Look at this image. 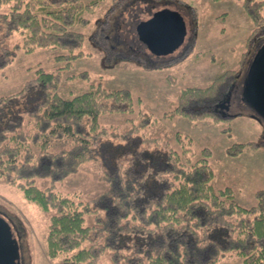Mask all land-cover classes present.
I'll return each mask as SVG.
<instances>
[{"label":"trees","instance_id":"trees-1","mask_svg":"<svg viewBox=\"0 0 264 264\" xmlns=\"http://www.w3.org/2000/svg\"><path fill=\"white\" fill-rule=\"evenodd\" d=\"M101 1L0 0V69L18 49L29 52L51 46L61 50L55 55L58 66H38L18 91L0 95V177L18 185L25 198L43 210H56L50 218L47 256L55 258L64 252L69 255L62 264H95L108 249L110 264H215L226 253L235 252L242 264H264V188L256 191L254 205L243 206L231 186L214 188L211 147L201 146L197 156L187 153L190 147L182 153L170 146L149 147L147 138L133 134L151 122L147 112H141L140 121L127 130L109 131L101 124L102 113L133 112L134 96L127 87H106L97 81L72 96L59 92L60 68L69 70L84 54L85 34L76 26L87 24L89 10ZM239 1L253 31L264 32V0ZM110 2L113 9L115 3L120 9L129 3ZM108 13L106 23L98 25L106 27L108 22L111 27L114 20H122L121 15ZM14 31L22 33V40L7 47L4 41ZM235 71L225 68L205 86L183 88L171 115H189L197 103L210 99L216 86L215 92H220L219 85ZM69 76L87 78L88 73ZM234 77L229 83L237 80ZM26 117L34 124L30 140L22 131ZM109 135L117 141L110 142ZM177 136L189 146L193 142L188 134L178 132ZM53 137H70L75 143L66 150L34 154L31 144L46 148ZM144 143L148 146L143 147ZM251 144L234 142L225 150L234 156ZM101 151L106 152L105 159ZM98 157L108 187L91 203L78 207L70 197L55 192L54 182L74 172L84 160ZM36 178H49L51 184L42 189L35 184ZM85 212L95 215L97 229L84 224Z\"/></svg>","mask_w":264,"mask_h":264},{"label":"rangeland","instance_id":"rangeland-1","mask_svg":"<svg viewBox=\"0 0 264 264\" xmlns=\"http://www.w3.org/2000/svg\"><path fill=\"white\" fill-rule=\"evenodd\" d=\"M110 1L103 0L93 6L87 14V24L76 26L85 34L82 46L84 54L73 62L69 70L60 68L63 80L59 92L64 96H72L97 81L106 87L131 89L134 96L133 112L102 113L99 117L101 124L107 126L109 131H125L140 121L141 112L149 113L151 122L134 129L133 134L147 138L145 140L151 144L149 147L170 146L180 153L190 147L187 153L191 151L196 156L201 146L211 147L214 188L229 185L233 188L237 202L243 206L254 205L256 191L264 188V121L252 116V111L242 104L240 88L247 63L264 40V32L253 31L252 22L239 0H126L129 3L121 9L116 3L113 9L114 3ZM164 6L177 9L186 21L184 42L176 50L163 56H144L141 61H137L139 57L131 53L105 57L104 50L98 46L104 47L106 44L94 32L96 26L103 27L98 24L105 20L108 12V15L116 17L121 15L126 20L124 28L131 33L132 30L136 31L139 20L147 19L151 13ZM262 14L264 16V7ZM21 34L20 31H14L4 41V45L11 47L15 42H21ZM60 51L51 46L36 47L29 52L16 50L13 60L0 69V95L18 91L27 79L35 75L38 66L45 69L58 66L60 63L55 61V55ZM225 68H234L236 73L225 77V81L219 85L220 92H217L219 87L216 86L217 91L213 90L210 99L197 103V108L189 110V115H171L183 88L205 86ZM79 71H86L88 77L69 76ZM231 77L237 79L233 86L229 83ZM227 90L233 94L229 102L234 115L223 118L211 106ZM204 108H210L212 112ZM204 111L207 113L199 117ZM193 115L197 116L191 117ZM33 125V121L26 117L22 131L29 140L34 132ZM178 132L192 138L190 146L185 138L179 141ZM109 138L112 139L110 142L117 141L113 135H109ZM247 141H252V144L247 145L240 154H227V146ZM74 143L75 140L70 137H53L46 148L37 144H31V147L34 154L38 155L44 150H66ZM143 145L148 146L146 143ZM101 152L102 159H105L106 152ZM103 174L104 168L99 157L87 159L74 172L54 182L53 187L55 192L70 197L73 204L82 207L107 189L108 182ZM35 184L45 189L51 181L49 178H36ZM55 211L54 208L43 210L36 202L25 198L18 185L10 184L0 177V214L11 223L13 237L19 245L20 264H62L69 255L61 252L55 258L47 256L50 218ZM84 224L91 226V230L97 229L95 215L85 212ZM111 255L110 250H104L95 264H110ZM215 264H242V259L235 252H228Z\"/></svg>","mask_w":264,"mask_h":264},{"label":"water","instance_id":"water-1","mask_svg":"<svg viewBox=\"0 0 264 264\" xmlns=\"http://www.w3.org/2000/svg\"><path fill=\"white\" fill-rule=\"evenodd\" d=\"M139 40L159 56L173 52L184 41L186 23L181 13L163 7L155 10L135 27ZM240 100L252 111V116L264 121V40L247 63L240 88ZM223 112L229 110V97L217 102ZM0 264H20L19 245L11 225L0 215Z\"/></svg>","mask_w":264,"mask_h":264},{"label":"flooded vegetation","instance_id":"flooded-vegetation-1","mask_svg":"<svg viewBox=\"0 0 264 264\" xmlns=\"http://www.w3.org/2000/svg\"><path fill=\"white\" fill-rule=\"evenodd\" d=\"M173 9H175V8H173ZM123 17H125V15H123ZM105 23L106 22H104V24ZM106 25H107L106 27L103 26L102 28H99V26H96L97 30L94 32L95 35L98 38H102L103 43L106 44V45H104V47L98 46L102 51L104 50V52L106 54L105 57H109L112 54L117 55L120 53H124V54L125 53H131V55L139 57L137 59V61H141V60H143L142 57H144V56L149 57V58H152V56H154V54L147 52L148 49H145L147 47L139 40L138 37L135 38L136 34H133V32H131L132 33L131 34L129 32V30H126L124 28L126 25L125 19L124 20L123 19L122 20L121 19L120 20H117V19L114 20V22L111 24V27H108V25H109L108 22ZM103 43L101 42V44H103ZM231 85L233 86L234 82H231L230 86ZM222 95H221V98L216 99L217 102H220V101L226 99L227 97H229V99H230L231 95H233V94H232L231 90H227V92H225V94L223 96ZM217 102H214L211 106V109L213 111L217 112L222 117H229V116L233 115V112L230 111L231 110V102H230V108L226 112H223V110H221L219 107L216 106Z\"/></svg>","mask_w":264,"mask_h":264}]
</instances>
